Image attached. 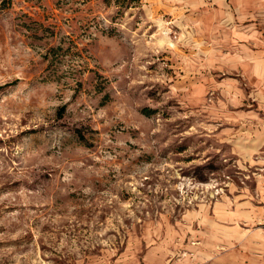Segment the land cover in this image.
<instances>
[{
	"label": "rangeland",
	"instance_id": "374dc122",
	"mask_svg": "<svg viewBox=\"0 0 264 264\" xmlns=\"http://www.w3.org/2000/svg\"><path fill=\"white\" fill-rule=\"evenodd\" d=\"M157 1L0 0V264L263 260L264 8Z\"/></svg>",
	"mask_w": 264,
	"mask_h": 264
},
{
	"label": "crops",
	"instance_id": "0c3cea01",
	"mask_svg": "<svg viewBox=\"0 0 264 264\" xmlns=\"http://www.w3.org/2000/svg\"><path fill=\"white\" fill-rule=\"evenodd\" d=\"M157 6L162 12L172 14L174 22L185 24V18L190 27L195 28L197 33L207 35V39H213V34L217 33L227 36L229 34L228 39H245L259 35L257 26L264 0H158ZM227 26L229 27L225 29ZM228 263L225 256L217 257L213 261V264ZM256 263L264 264V258H252L248 261L240 259L237 262Z\"/></svg>",
	"mask_w": 264,
	"mask_h": 264
},
{
	"label": "built area",
	"instance_id": "2783aa9c",
	"mask_svg": "<svg viewBox=\"0 0 264 264\" xmlns=\"http://www.w3.org/2000/svg\"><path fill=\"white\" fill-rule=\"evenodd\" d=\"M171 32H172V30L170 28H168V27L165 28L164 31H163V33L168 34V35L171 34Z\"/></svg>",
	"mask_w": 264,
	"mask_h": 264
}]
</instances>
